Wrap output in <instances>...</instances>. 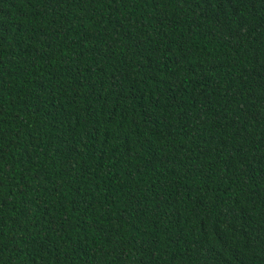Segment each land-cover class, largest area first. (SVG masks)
<instances>
[{
  "label": "trees",
  "instance_id": "trees-1",
  "mask_svg": "<svg viewBox=\"0 0 264 264\" xmlns=\"http://www.w3.org/2000/svg\"><path fill=\"white\" fill-rule=\"evenodd\" d=\"M0 264H264V0H0Z\"/></svg>",
  "mask_w": 264,
  "mask_h": 264
}]
</instances>
